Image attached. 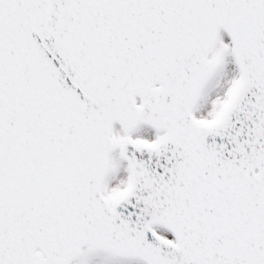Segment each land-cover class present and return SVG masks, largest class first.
Here are the masks:
<instances>
[{
	"label": "snow or ice",
	"instance_id": "snow-or-ice-1",
	"mask_svg": "<svg viewBox=\"0 0 264 264\" xmlns=\"http://www.w3.org/2000/svg\"><path fill=\"white\" fill-rule=\"evenodd\" d=\"M0 264H264V0H0Z\"/></svg>",
	"mask_w": 264,
	"mask_h": 264
}]
</instances>
